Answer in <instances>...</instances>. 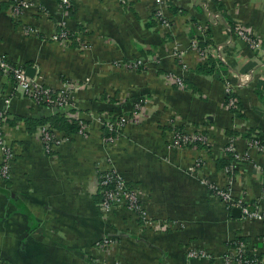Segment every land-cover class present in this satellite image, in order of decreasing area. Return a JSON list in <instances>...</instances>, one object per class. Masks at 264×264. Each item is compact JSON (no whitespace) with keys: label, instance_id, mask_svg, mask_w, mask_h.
Instances as JSON below:
<instances>
[{"label":"crops","instance_id":"obj_1","mask_svg":"<svg viewBox=\"0 0 264 264\" xmlns=\"http://www.w3.org/2000/svg\"><path fill=\"white\" fill-rule=\"evenodd\" d=\"M163 2L166 24L154 15L157 0H71L69 9L61 0H0L2 56L35 68L33 78L55 91L67 81L85 84L59 110L34 102L0 72V109L11 99L3 136L14 154L9 178L0 174V264H226L236 237L264 264V224L236 216L190 172L201 159L209 182L230 184L236 198L264 210V148L246 136L264 134L263 55L232 26L264 43V0ZM207 7L221 18L211 22ZM62 29L67 42L53 39ZM199 37L205 57L193 45ZM141 57L143 68L130 65ZM211 58L214 71H199ZM168 73L187 83H172ZM226 80L240 85V113L226 106ZM136 99L144 100L138 121L105 143L100 116L132 115ZM58 114L66 125L86 121L88 134L52 126ZM44 124L63 138L50 151ZM184 131L206 135L208 144L175 142ZM230 138L247 155L232 161L233 174L219 164ZM108 159L137 188L145 218L125 206L101 209L99 172ZM192 247L210 257L189 258Z\"/></svg>","mask_w":264,"mask_h":264},{"label":"built area","instance_id":"obj_2","mask_svg":"<svg viewBox=\"0 0 264 264\" xmlns=\"http://www.w3.org/2000/svg\"><path fill=\"white\" fill-rule=\"evenodd\" d=\"M163 0H157V6L154 15L164 22L167 23V19L164 17V10L162 6ZM61 5L69 9L71 6V0H61ZM208 13L209 20L211 22H216L220 19V14L211 11L208 7L205 8ZM234 31L238 35L240 39L245 41L254 51L262 53V65L264 66V43L253 36L249 30H247L242 24H237L234 27ZM70 34L66 30L62 29L59 32L54 33L53 39L62 40L64 42L69 41ZM193 45L200 51V55L205 57L208 48L200 49L198 40L195 39L193 41ZM181 51L176 47L174 55L181 56ZM147 61L145 59L137 58L134 59L130 65L138 68L140 66H145ZM183 72L186 71V65H183ZM0 72L5 76H10L15 80V83L18 88L22 89L34 102L38 104H44L53 109H61L64 110L68 106H72V92L76 90V88H83L85 84L75 82H65L61 88V90H54L51 87H46L42 83L36 81L33 77H30L26 73V68L23 65L16 64L9 59L5 58L0 54ZM167 79L172 83L178 84L180 87H184V74H167ZM249 76L245 77V81L249 80ZM88 79H86V83ZM244 82L243 78H240V83ZM240 85L233 84L228 81L225 83V93H237V89ZM236 98H230L228 102V107L236 106ZM11 103L10 98H6L5 104L6 107L0 109V151L3 154V159L0 164V174L4 178H9L12 168L13 162V151L12 148L6 143L5 138L3 136L5 121L7 117V109ZM144 102L141 99H136L134 101L133 114L126 115L115 113V119L108 118L104 119V117L100 116L101 123L106 126L110 131H114L115 134L112 136L104 137V142H114L122 133L123 128L130 121H138L139 113L143 108ZM80 128L78 130V134L81 136H86L88 133V125L87 122L79 118ZM40 135L44 144V147L47 151H50L54 145L61 143L62 139L58 134L51 130L50 126L44 124L39 129ZM185 132V131H184ZM200 141L204 144H208V137L202 133H175V142L181 144H188ZM250 145L262 149L264 145L260 143L258 139H253L250 141ZM226 153L233 152L234 156L237 160H246L247 155H242L236 151L235 144L233 142V138L229 139L227 145L225 146ZM202 160L196 159L191 168V174L197 175L200 177V182L207 186L212 194H214L217 198H219L227 207L228 210H231L235 207L241 208V216L246 221H259L264 224V210H262L258 204H252L247 202L244 198H236L233 188L230 184L227 186H221L218 184H213L209 182V180L203 177L201 173L202 170ZM234 164L226 167L224 170L226 173H234ZM99 192L102 194L103 198L100 203L101 209L104 211H110L115 207L125 206L130 211L134 212L140 218L146 217V212L143 204L141 203L140 194L137 188H134L129 185L126 179L117 171L114 164L107 160L106 168L102 169L99 172V180H98ZM264 240V236L262 237ZM108 239H104V243H108ZM247 251L246 245L244 242H239L237 245L233 247H228V249L223 254V259L226 264H262V261L259 257L252 260H246L244 253ZM187 255L189 258H209L210 254L202 248H189L187 250ZM255 256V255H254Z\"/></svg>","mask_w":264,"mask_h":264},{"label":"trees","instance_id":"obj_3","mask_svg":"<svg viewBox=\"0 0 264 264\" xmlns=\"http://www.w3.org/2000/svg\"><path fill=\"white\" fill-rule=\"evenodd\" d=\"M232 26H233V29H234L236 24L234 23V24H232ZM197 40H198L200 49H205L206 46L204 45V43L201 42L202 39L199 37V38H197ZM219 62H221V61L219 60ZM140 68H143V67L140 66ZM214 69H215V61L212 58L209 59V62H207L205 64H202V65H200L198 67L199 71L205 72V73H212L214 71ZM228 81L229 80H226L225 83L228 82ZM186 83H187V80L184 78V84H186ZM176 85H178V84H176ZM230 98H236L237 99L235 107H228V102H229ZM143 102H144V100H143ZM225 103H226V106L231 111H233L235 113L236 112L240 113L241 99L239 98V95L236 92L229 93V94L226 93V95H225ZM239 115H241V114H239ZM115 118H116V116L113 115L112 119H115ZM27 123H28V126H30L31 123L29 122V120H27ZM43 123H45V121L44 122L43 121L42 122H38L37 124H43ZM66 124H67V120L65 119V117L63 115H60V114L55 116V118L53 119V122H52V126L59 127V128H62V129H67L68 131H72V132H78V130L80 128V124H78V126L76 124H70V125H66ZM104 130H105V132H104V136L103 137L112 136V135L115 134L114 131H110L106 126H105ZM229 133L231 135L233 134L231 131H229ZM252 133H253V131L246 134V136L250 139V141L253 140V139H258L260 141V143L262 145H264V134L255 133L253 135ZM251 134H252V136H251ZM197 143L200 144V145H207V144H204V143H202L200 141H197ZM227 154H228L227 158L221 159L220 163H219L220 166L223 167V168L231 166L232 165V161H234L236 159L233 152H230V153H227ZM99 195H100V203H101L103 196H102V194L100 192H99ZM252 204H255V203H252ZM239 242H244L246 244L247 241L243 237H236L232 241L228 242V246L229 247H233V246L237 245ZM244 256H245V259L248 260V261L256 258V256H254L253 254L249 253V251H246L244 253ZM245 264H247V263H245Z\"/></svg>","mask_w":264,"mask_h":264},{"label":"water","instance_id":"obj_4","mask_svg":"<svg viewBox=\"0 0 264 264\" xmlns=\"http://www.w3.org/2000/svg\"><path fill=\"white\" fill-rule=\"evenodd\" d=\"M26 73L27 75H29L30 77H34L36 70L33 67H29L26 69ZM233 212L236 216H241V208L235 207L233 208Z\"/></svg>","mask_w":264,"mask_h":264}]
</instances>
